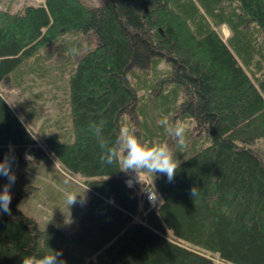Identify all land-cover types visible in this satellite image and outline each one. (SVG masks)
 Instances as JSON below:
<instances>
[{
  "label": "trees",
  "instance_id": "trees-1",
  "mask_svg": "<svg viewBox=\"0 0 264 264\" xmlns=\"http://www.w3.org/2000/svg\"><path fill=\"white\" fill-rule=\"evenodd\" d=\"M199 2L205 13L192 0L0 9V160L11 153L18 169L26 153L32 162L52 156L90 191L69 228H42L12 200L11 214L0 213V264L51 250L65 264H264V0ZM85 34L95 47L85 50ZM54 68L69 73L71 132L43 126L39 137L1 87L23 96L29 76ZM165 116L193 122L184 145L157 123ZM93 122L109 143L126 125L142 143L172 148L176 175H156L155 206L101 162Z\"/></svg>",
  "mask_w": 264,
  "mask_h": 264
},
{
  "label": "rangeland",
  "instance_id": "rangeland-1",
  "mask_svg": "<svg viewBox=\"0 0 264 264\" xmlns=\"http://www.w3.org/2000/svg\"><path fill=\"white\" fill-rule=\"evenodd\" d=\"M41 1L43 0H0V9L8 8L11 11H16L27 4L37 6ZM82 1L87 5L96 6L104 0ZM192 1L205 13V9L199 0ZM207 18L213 25L212 17L208 16ZM222 33L225 38L230 36V31L226 26L222 27ZM65 37L68 39L74 38L71 34H67ZM81 40L85 50L96 45L93 34H85V37ZM59 61L55 59L53 63ZM68 85L69 73L67 68L64 71L54 68V70L47 71L44 76L34 74L29 76L26 82L27 92L23 96L21 92L12 89L7 83L1 87V90L9 102L15 106L16 111L23 118L26 125L39 137H42L44 133H48L39 131L43 126L45 131H57L63 134L71 132ZM145 91L146 89L143 88L139 93L142 94ZM181 99L182 97L179 100L181 101ZM34 108H37L41 114H32ZM124 117V123L126 125L133 124V130H135L137 126L135 125L136 121L133 122L134 117H130L128 113ZM177 120L183 122L186 129L191 128L193 125L189 118H186V122L180 120L179 117ZM27 161L26 165L13 169L16 174V181L10 188L12 200L18 199L17 203L22 211L36 219L42 228L47 227L49 224L61 228L71 227L75 221V207L80 203L68 207L64 194L68 191H77L82 194L86 190V196H88L90 191L84 186L83 179L80 176H70L63 170L58 160L52 158V156L49 160L32 162L31 159ZM142 179L145 181V177H142ZM6 183L7 179L0 177V191L3 190ZM218 264L222 263L218 262Z\"/></svg>",
  "mask_w": 264,
  "mask_h": 264
},
{
  "label": "clouds",
  "instance_id": "clouds-1",
  "mask_svg": "<svg viewBox=\"0 0 264 264\" xmlns=\"http://www.w3.org/2000/svg\"><path fill=\"white\" fill-rule=\"evenodd\" d=\"M157 123L163 127L173 141L178 145H184L186 127L181 121H172L167 116L158 120ZM89 128L94 132L99 147L101 149L100 160L103 164L115 165L118 169L128 175L126 185L134 187L136 184L142 186V191L146 194L150 205H155L160 197L155 190L153 180L157 174L167 177L168 182L174 181L177 163L175 154L167 143L152 144L142 143L138 136L129 129L128 126H121L118 136L114 143H109L103 136V127L95 122L90 123ZM26 160H31L30 153L25 154ZM16 158L13 154H5L4 159L0 160V177L7 179V183L0 191V213L11 214L10 203L12 194L11 186L16 181V174L13 165ZM150 176L152 185L149 186L142 177ZM65 201L68 207L77 203L86 202V190L81 194L77 191H68L65 194ZM190 195H197L196 186L190 190ZM63 253L58 250H51L37 256H25L22 264H65L62 259Z\"/></svg>",
  "mask_w": 264,
  "mask_h": 264
},
{
  "label": "built area",
  "instance_id": "built-area-1",
  "mask_svg": "<svg viewBox=\"0 0 264 264\" xmlns=\"http://www.w3.org/2000/svg\"><path fill=\"white\" fill-rule=\"evenodd\" d=\"M137 185H138V184H136L134 187H128V188L136 189ZM153 206H155V205H153Z\"/></svg>",
  "mask_w": 264,
  "mask_h": 264
}]
</instances>
